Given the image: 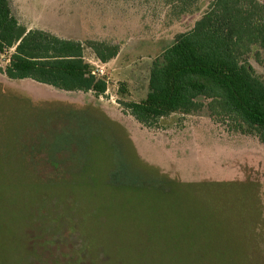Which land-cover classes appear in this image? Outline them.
<instances>
[{
	"label": "rangeland",
	"instance_id": "obj_1",
	"mask_svg": "<svg viewBox=\"0 0 264 264\" xmlns=\"http://www.w3.org/2000/svg\"><path fill=\"white\" fill-rule=\"evenodd\" d=\"M213 1L12 0L28 30L120 50L106 64L85 50L101 96L10 80L0 54V264H264L258 137L204 99L151 127L120 104L146 99L154 63Z\"/></svg>",
	"mask_w": 264,
	"mask_h": 264
},
{
	"label": "trees",
	"instance_id": "obj_2",
	"mask_svg": "<svg viewBox=\"0 0 264 264\" xmlns=\"http://www.w3.org/2000/svg\"><path fill=\"white\" fill-rule=\"evenodd\" d=\"M186 12L199 0H171ZM91 49L108 63L120 48L99 41L62 39L28 30L16 17L12 0H0V54L13 50L1 73L10 80H32L70 93L107 92V82L85 61ZM264 56V3L214 0L194 28L178 34L154 63L149 89L141 102H121L126 113L151 127L176 113L190 114L205 105L215 118L229 121L264 144V79L250 64L253 50Z\"/></svg>",
	"mask_w": 264,
	"mask_h": 264
},
{
	"label": "crops",
	"instance_id": "obj_3",
	"mask_svg": "<svg viewBox=\"0 0 264 264\" xmlns=\"http://www.w3.org/2000/svg\"><path fill=\"white\" fill-rule=\"evenodd\" d=\"M105 64H106V63H105ZM144 100H145V99H144ZM229 182H236V181L233 180V181H229ZM236 183L239 184L238 181H237ZM259 192H260V191H258V190L253 191L254 195H257V196L260 197V199H263V200H264V189L261 190L260 193H259ZM262 208H263V215H264V204H263V202H262ZM263 229H264V226H263ZM263 231H264V230H263Z\"/></svg>",
	"mask_w": 264,
	"mask_h": 264
},
{
	"label": "built area",
	"instance_id": "obj_4",
	"mask_svg": "<svg viewBox=\"0 0 264 264\" xmlns=\"http://www.w3.org/2000/svg\"><path fill=\"white\" fill-rule=\"evenodd\" d=\"M93 74H94V75H97V73H96V72H94V71H93ZM97 76H98V75H97Z\"/></svg>",
	"mask_w": 264,
	"mask_h": 264
}]
</instances>
